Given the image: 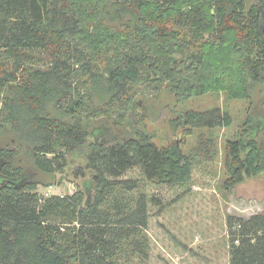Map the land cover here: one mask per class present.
<instances>
[{
    "label": "trees",
    "instance_id": "16d2710c",
    "mask_svg": "<svg viewBox=\"0 0 264 264\" xmlns=\"http://www.w3.org/2000/svg\"><path fill=\"white\" fill-rule=\"evenodd\" d=\"M251 82L264 83V0H0V130L12 134L0 147V264L147 262L146 195L123 206L110 204L105 189H138L122 179L135 168L151 183L184 186L197 155L181 140L159 146L146 131L111 141L107 126L89 130L87 122L115 116L122 124L139 109L142 84L180 99L222 90L247 99ZM253 120L247 115L241 135L227 141V192L264 172V124L251 134ZM171 125L196 135L205 152L212 139L196 131L231 128L234 118L217 107L186 110ZM85 147L97 196L86 187L43 199L40 182L17 165L26 149L36 169L55 175ZM227 223L229 264H264V214Z\"/></svg>",
    "mask_w": 264,
    "mask_h": 264
},
{
    "label": "rangeland",
    "instance_id": "374dc122",
    "mask_svg": "<svg viewBox=\"0 0 264 264\" xmlns=\"http://www.w3.org/2000/svg\"><path fill=\"white\" fill-rule=\"evenodd\" d=\"M246 1L248 6L260 2ZM147 88L144 84L137 88L135 99L141 105L139 109H135L134 114L129 112L122 124H114L117 121L115 116H91L87 129L107 126L109 131L107 130L106 138L111 141L126 139L137 130L152 135L159 146L181 140L188 152L192 151L197 155L198 162L194 165L191 181L184 186L151 183L140 168H135L122 179L138 181V189L132 192L120 187L105 189L110 204L119 202L123 206L134 207L143 193L147 198L148 227L144 233L147 236L146 252L149 258L146 262L135 256L129 264H229L228 218H250L264 214V172L227 192L222 186L226 178V144L228 140L241 135L247 115L251 114L254 119L250 124L251 134L256 129L255 124H264V83L251 82L250 97L247 99L233 98L224 90L201 97L180 99L178 94L165 90L164 86L154 90L155 92L152 88ZM216 107L230 112L234 125L228 129L196 131L202 139H212L206 142L205 152L196 150V135L186 137L180 129L175 130L171 125V120L181 112H202ZM11 136L5 130H0V147H8ZM257 139L263 143L264 125L258 132ZM10 148L14 146L11 145ZM87 154L86 147L67 154L68 166L55 175L44 174L36 169L26 149H19L17 165L31 179L40 182L36 192L43 199L78 196L86 187L90 192L88 196H97L100 189L91 183L93 172L87 169ZM155 201L160 202L161 206L156 205ZM107 207L108 205L103 206Z\"/></svg>",
    "mask_w": 264,
    "mask_h": 264
}]
</instances>
